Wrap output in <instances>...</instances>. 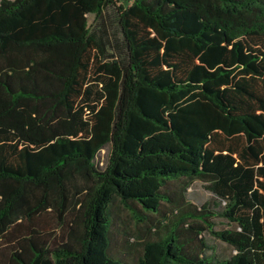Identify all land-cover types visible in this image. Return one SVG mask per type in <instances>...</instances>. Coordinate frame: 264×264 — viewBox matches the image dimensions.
Segmentation results:
<instances>
[{
    "label": "trees",
    "instance_id": "trees-1",
    "mask_svg": "<svg viewBox=\"0 0 264 264\" xmlns=\"http://www.w3.org/2000/svg\"><path fill=\"white\" fill-rule=\"evenodd\" d=\"M127 1L0 0V264H264V0Z\"/></svg>",
    "mask_w": 264,
    "mask_h": 264
},
{
    "label": "rangeland",
    "instance_id": "rangeland-1",
    "mask_svg": "<svg viewBox=\"0 0 264 264\" xmlns=\"http://www.w3.org/2000/svg\"><path fill=\"white\" fill-rule=\"evenodd\" d=\"M122 2L130 3V1L127 0H122ZM89 23L92 29H98V27L100 26V22L95 20L94 15H89ZM105 23L107 24L111 42L113 43V45L117 42L116 40L120 42L121 34L116 25V22L113 20L112 10L107 12ZM109 49L117 52L114 47H110ZM109 151L110 147H107L106 149L102 150L95 159V162L103 169L107 166ZM175 187L178 191L179 188L177 186ZM186 197L191 203L197 206H203L205 204L215 206L214 201L217 200L214 194L206 188V184L200 181H195L189 187L186 193ZM113 213L115 221L114 230L117 232V239L119 242L123 240V237L125 236L126 232H130L131 234L137 236L139 234V230L144 228V224L140 222L138 223L135 217L133 216V213L119 201H116V204L113 208ZM215 222L217 223L216 229L227 227V224L220 218L215 219ZM57 234L60 233L57 232ZM205 238L207 239L208 243L212 248L211 251H209V254L214 253L219 259H228L235 254V251L229 245L216 239L211 234L206 233ZM119 250L124 251L125 249H123V247H120Z\"/></svg>",
    "mask_w": 264,
    "mask_h": 264
}]
</instances>
